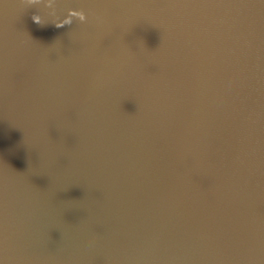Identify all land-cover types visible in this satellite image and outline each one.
<instances>
[{"label": "water", "instance_id": "95a60500", "mask_svg": "<svg viewBox=\"0 0 264 264\" xmlns=\"http://www.w3.org/2000/svg\"><path fill=\"white\" fill-rule=\"evenodd\" d=\"M0 264H264V0H0Z\"/></svg>", "mask_w": 264, "mask_h": 264}, {"label": "clouds", "instance_id": "9594fccd", "mask_svg": "<svg viewBox=\"0 0 264 264\" xmlns=\"http://www.w3.org/2000/svg\"><path fill=\"white\" fill-rule=\"evenodd\" d=\"M35 2H36V0H27V4H32ZM81 19H85V17L82 15ZM32 20L36 24H41V18L39 15H33ZM70 23H71L70 19L65 18L63 21H61L60 23L57 24V27H63L65 24H70Z\"/></svg>", "mask_w": 264, "mask_h": 264}]
</instances>
